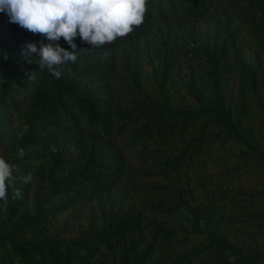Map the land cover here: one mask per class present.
Here are the masks:
<instances>
[{
    "label": "rangeland",
    "instance_id": "obj_1",
    "mask_svg": "<svg viewBox=\"0 0 264 264\" xmlns=\"http://www.w3.org/2000/svg\"><path fill=\"white\" fill-rule=\"evenodd\" d=\"M259 17L250 0H224L198 20L158 23L142 38L121 41L112 83L116 119L141 107L139 128L142 120L158 116L157 108L191 110L212 102V58L217 57L220 98L244 142L208 114L183 133L160 130L130 150L117 187L74 204L72 193L55 191L53 184L82 165L84 149L97 135L87 130L75 144L66 133L51 144L58 151L49 146L16 165L18 175L32 173L33 180H17L14 187L21 196L11 189L7 206L0 202V234L10 232L18 242L50 239L64 245L102 233L109 215L122 209L139 215L143 244L137 251L151 249L149 262L169 247L171 256L158 264H238L256 254L262 257L257 264H264V35ZM0 20V37L8 42L29 32ZM28 114L27 105L17 111L0 107V157L10 156ZM203 124L206 137L199 154L176 172L167 169ZM140 151L148 152L146 159L138 158ZM56 157L68 163L58 167ZM32 221L36 224L28 226ZM218 236L228 245L221 252L213 246Z\"/></svg>",
    "mask_w": 264,
    "mask_h": 264
},
{
    "label": "trees",
    "instance_id": "obj_2",
    "mask_svg": "<svg viewBox=\"0 0 264 264\" xmlns=\"http://www.w3.org/2000/svg\"><path fill=\"white\" fill-rule=\"evenodd\" d=\"M223 1L148 0L144 22L134 27L132 33L118 37L110 44L95 47L82 42L77 36L74 38L77 47L72 49L60 38L56 43L76 54L77 60L57 67L62 74L59 80L46 68L40 70L36 64L27 63V58L20 55L27 43L41 40L49 43L44 37L29 32L11 42L0 37V107L9 111H17L25 105L29 107V114L24 120L29 132L21 135L6 161L15 165L21 161H31V153L44 152L66 133H69V139L75 138V144H79L83 133L92 130L97 138L84 149L82 165L71 170L68 178L53 184L55 191L72 193L74 204H78L117 187L129 165L130 150L142 147L160 130L176 129L183 133L194 121L208 114L230 136L244 142L220 98L215 77L219 61L217 57L212 58L213 100L206 106L191 110L160 107L155 119L142 120L137 128L136 119L144 117L143 109L133 107L131 113L116 119L113 103L112 83L116 77L118 51L123 39L142 38L156 24L173 18L198 20ZM250 1L260 11L259 32L264 35V0ZM0 19L9 20V17L0 12ZM33 58H36L35 54ZM206 128L207 125L203 124L194 131L195 137L191 136L183 143L176 156L166 164L167 169L176 172L193 161L204 145ZM17 148L24 149L23 157L16 154ZM147 156V151L138 153L140 159ZM55 159L58 167L68 163L67 160H58V157ZM35 224L32 221L28 226ZM139 229V215L117 209L109 215L107 228L102 233L64 245L50 239L18 242L10 232H6L0 234V264H158L167 261L172 251L169 247L163 254H156V262H149L151 249L146 248L138 253V248L143 244ZM213 246L217 251H222L228 245L218 236ZM162 247L165 248V244ZM261 259L256 254L241 259L238 264H257Z\"/></svg>",
    "mask_w": 264,
    "mask_h": 264
},
{
    "label": "clouds",
    "instance_id": "obj_3",
    "mask_svg": "<svg viewBox=\"0 0 264 264\" xmlns=\"http://www.w3.org/2000/svg\"><path fill=\"white\" fill-rule=\"evenodd\" d=\"M148 0H0V12L6 13L9 23L18 24L43 40L27 43L21 50V57L29 64H36L40 70L47 69L57 80L61 78L58 66L65 62L75 63L77 55L59 46L60 38L72 49L77 45L74 38L99 47L110 44L118 37H125L144 22ZM39 45V46H38ZM35 54V59L33 58ZM29 126H22L20 135H26ZM50 151H58L50 146ZM19 157L25 155L23 148H17ZM15 164L0 157V202L8 204V190L11 188L16 198L21 196L14 185L17 180L28 184L32 173L18 175Z\"/></svg>",
    "mask_w": 264,
    "mask_h": 264
}]
</instances>
